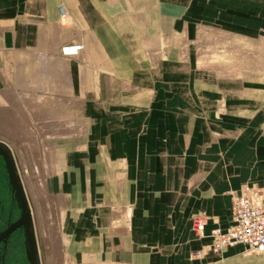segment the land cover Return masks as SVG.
I'll list each match as a JSON object with an SVG mask.
<instances>
[{
    "label": "crops",
    "instance_id": "0c3cea01",
    "mask_svg": "<svg viewBox=\"0 0 264 264\" xmlns=\"http://www.w3.org/2000/svg\"><path fill=\"white\" fill-rule=\"evenodd\" d=\"M5 88L81 105L51 180L67 264H264L209 247L246 187L264 204V0H0Z\"/></svg>",
    "mask_w": 264,
    "mask_h": 264
},
{
    "label": "rangeland",
    "instance_id": "374dc122",
    "mask_svg": "<svg viewBox=\"0 0 264 264\" xmlns=\"http://www.w3.org/2000/svg\"><path fill=\"white\" fill-rule=\"evenodd\" d=\"M217 57L219 62H225L227 60L226 51L222 50V52H220ZM225 64L226 63H223L222 65L224 66L221 68L223 73L227 72L228 69H234L239 73V69L237 68L238 66L242 70L241 63L238 65H232L231 67L229 65L228 68L225 67ZM11 96L14 98H10ZM2 100H4L5 104L0 105V109L5 111V116L3 115L0 119V137L5 138L8 143H11L12 141H19L21 143L20 145L27 151V153L31 151V148H35L34 150L38 151V153H36V157L40 158L42 170L37 172L35 169H33L31 176H33V178L36 180L38 178L37 181L40 183L39 188L40 191H42L38 197L39 201L37 200L36 196L34 197L38 203H41V207L49 203L51 218L53 219L55 217L56 219V233L58 239L55 246V261L53 263L67 264L68 260L66 255V244L62 229L63 211L60 202L57 199V195L54 193V191H52L53 188L51 186V180L55 176L56 169L58 167L56 164V155L58 154V149H60V144L57 143V141L65 136H69L74 132V128H76L77 124L79 123L78 119L79 113L81 111V105L78 99L69 101L68 99H57L54 97L52 103V99L48 97H40L39 95L35 94H19L15 90L6 88L4 90H0V101ZM62 102H68V105H71L72 109L67 110L66 108L62 107L60 105ZM42 103L52 104L50 106L47 105L46 107H42ZM18 105L20 107H18ZM28 145L30 146L29 148L26 147ZM46 161L49 163L47 164ZM46 167H50L49 169L51 171H46ZM25 172L26 170L24 173ZM26 175L28 178L30 177L29 173L24 174L25 178ZM52 208L54 209V214L52 212Z\"/></svg>",
    "mask_w": 264,
    "mask_h": 264
},
{
    "label": "flooded vegetation",
    "instance_id": "af4514ba",
    "mask_svg": "<svg viewBox=\"0 0 264 264\" xmlns=\"http://www.w3.org/2000/svg\"><path fill=\"white\" fill-rule=\"evenodd\" d=\"M3 140L10 149L2 143ZM0 144V264H35V257L36 264H48L47 255L44 256L47 252L42 245L43 235L39 231L41 227L37 228V223L41 226L42 217L38 216L40 209L34 203L35 197L30 187L31 184L27 177L25 179L24 174L26 173L23 170L25 168L18 160L21 153L19 155L16 145L12 142L8 143L5 138H0ZM3 144L11 155L13 170L18 177L28 206L27 213L15 187V182L11 180Z\"/></svg>",
    "mask_w": 264,
    "mask_h": 264
},
{
    "label": "built area",
    "instance_id": "2783aa9c",
    "mask_svg": "<svg viewBox=\"0 0 264 264\" xmlns=\"http://www.w3.org/2000/svg\"><path fill=\"white\" fill-rule=\"evenodd\" d=\"M193 226L198 236H204L208 218L195 215ZM210 250L219 253L226 246L242 244L248 250L264 252V204L262 192L257 188L246 187L237 195L232 204V224L223 229L215 227L211 230ZM203 250L197 253L202 254Z\"/></svg>",
    "mask_w": 264,
    "mask_h": 264
},
{
    "label": "bare ground",
    "instance_id": "6f19581e",
    "mask_svg": "<svg viewBox=\"0 0 264 264\" xmlns=\"http://www.w3.org/2000/svg\"><path fill=\"white\" fill-rule=\"evenodd\" d=\"M9 93V92H8ZM14 96V95H13ZM13 96H11L10 98H14ZM9 98V99H10ZM8 99V98H7ZM3 104H5L4 103V100H2V101H0V105H3ZM7 106V105H6ZM5 106V107H6ZM17 106V105H16ZM4 107V108H5ZM18 107H20L19 105H18ZM1 110V109H0ZM5 110V109H4ZM8 112V111H7ZM46 112V111H45ZM57 112V111H56ZM4 113H5V111H0V119H1V117L4 115ZM37 113V112H36ZM41 113V112H40ZM58 113V112H57ZM7 114V113H6ZM11 114V113H10ZM43 114V113H42ZM9 115V114H8ZM45 115V114H44ZM50 115V114H49ZM5 116V115H4ZM40 116V115H39ZM47 116V115H46ZM7 117V116H6ZM45 117V116H44ZM50 118V117H49ZM53 118V117H52ZM42 119H43V117H42ZM10 122V121H9ZM4 125V124H3ZM7 132V131H6ZM18 136V135H17ZM20 136V135H19ZM47 136V135H46ZM0 138H3V137H0ZM20 138H21V136H20ZM19 138V139H20ZM18 139V138H17ZM22 140V139H21ZM2 143H5V142H2ZM12 143H14V145H16V148H17V152L19 153V155H20V153H21V157L19 158V156H18V160L20 161V162H22V164H23V166H24V168H25V170H26V172L25 173H29V175H30V177L28 178L27 177V175H26V177H27V180H28V182H30V184H31V186L30 187H32V191H33V193H34V196H36V198H37V200L39 199L38 197L40 196V193H41V191H40V183H39V181H37L38 180V178H37V180L36 179H34L33 178V176H31L32 175V170L33 169H35L37 172L38 171H40V170H42V166H41V162H40V158L39 157H36V153H38V151H35L34 149L35 148H31L30 150L31 151H29L28 153H27V151L25 150V149H23V147L20 145L21 143L19 142V141H16V142H14V141H12ZM6 144V143H5ZM27 144V143H26ZM31 144V143H30ZM4 145V144H3ZM7 145V144H6ZM23 145V144H22ZM5 146V145H4ZM8 146V145H7ZM26 147H30L29 145L28 146H26ZM8 148H9V146H8ZM10 149V148H9ZM15 150V149H14ZM28 150V149H27ZM11 151V150H10ZM15 155H16V153H15ZM30 161V162H29ZM47 162V161H46ZM45 163V162H44ZM49 162H47V164H48ZM46 164V165H47ZM45 165V166H46ZM48 166H50V165H48ZM45 168V167H44ZM47 169H46V171L48 170V171H51L49 168L50 167H46ZM34 173V172H33ZM37 174V173H36ZM40 176V175H39ZM41 178V177H40ZM26 179V178H25ZM42 189V188H41ZM31 193V192H30ZM32 196V195H31ZM33 197V196H32ZM34 198V197H33ZM39 201V200H38ZM45 201V200H44ZM34 203H36V205L38 206L37 208L38 209H40L39 210V215L38 216H41L42 217V221H41V226H39V224L37 223V228H39V227H41V230H39L41 233H42V235H43V239H42V245H43V247H44V249L46 250V252H47V254H45L44 256H46L47 255V263L48 264H54L53 262L55 261V246H56V244H57V239H58V236H57V233H56V219H55V217L52 219L51 218V215H50V205H49V203L46 205H43V207H41V203L39 202H37L36 201V199H35V202ZM33 205V204H32ZM47 207V208H46ZM46 209H48V210H46ZM41 211V212H40ZM48 211V212H47ZM52 212H53V214H54V209L52 208ZM41 214V215H40ZM39 219V218H38ZM41 220V219H40ZM54 227V228H53ZM40 233V234H41ZM41 245V246H42ZM43 247H42V250H43ZM57 248H58V246H57ZM56 248V249H57ZM45 250H43L44 251V253H46L45 252ZM45 259V258H44ZM45 264V263H44Z\"/></svg>",
    "mask_w": 264,
    "mask_h": 264
},
{
    "label": "water",
    "instance_id": "95a60500",
    "mask_svg": "<svg viewBox=\"0 0 264 264\" xmlns=\"http://www.w3.org/2000/svg\"><path fill=\"white\" fill-rule=\"evenodd\" d=\"M3 148H4L5 152H6L7 164H8L9 169H10L11 180H13L15 182V187H16L18 193L20 194V199H21L22 204H23V206H24V208L26 210V213H27L28 206H27V203H26V200H25V197H24V194H23V190L21 188V185L19 184L18 177L14 173V170H13V161H12L11 155H10L8 149L5 146ZM33 252H34V249H33ZM34 256H35V252H34ZM36 260L37 259L35 257V264H36Z\"/></svg>",
    "mask_w": 264,
    "mask_h": 264
}]
</instances>
